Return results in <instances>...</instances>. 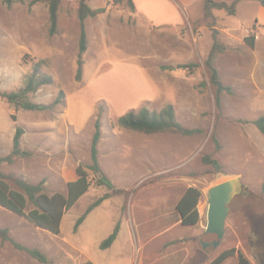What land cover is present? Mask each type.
<instances>
[{"label": "rangeland", "instance_id": "1", "mask_svg": "<svg viewBox=\"0 0 264 264\" xmlns=\"http://www.w3.org/2000/svg\"><path fill=\"white\" fill-rule=\"evenodd\" d=\"M79 1H62L58 32L50 35L48 4L30 6L24 0L8 8L0 0V158L11 153L17 128L24 131L22 148L31 153L2 163L0 170L31 184L44 181L48 195L66 194L67 184L77 178L76 168L91 163L100 117L98 158L114 189L93 185L65 213L58 235L0 205V229L48 260L41 263L0 236V264H210L231 248L264 264V135L252 123L258 111L245 108L231 85L237 77L231 69L234 59L241 66L244 60L243 48L231 42V25L241 27V21L245 27L251 11L241 7L235 17L215 10L223 16L214 15L213 20L203 15L192 27L155 28L125 4L86 0L92 9L107 10L86 19L88 49L78 77ZM212 29L226 47L215 67L232 89L221 95L220 108L205 67ZM246 30L243 36L251 38ZM39 61L52 82L30 98L50 107L16 111L2 94L19 90ZM191 63L196 66L177 67ZM238 73L243 76L242 70ZM168 104L182 125L201 132L147 135L118 125V118L131 109L161 110ZM204 156L217 160L220 171L205 163ZM234 177L241 185L219 239L207 232L209 189ZM189 187L202 191L196 226H184L176 210ZM106 194L110 197L75 230L88 207ZM118 222L117 239L102 250L101 243ZM237 258L226 264H237Z\"/></svg>", "mask_w": 264, "mask_h": 264}, {"label": "trees", "instance_id": "2", "mask_svg": "<svg viewBox=\"0 0 264 264\" xmlns=\"http://www.w3.org/2000/svg\"><path fill=\"white\" fill-rule=\"evenodd\" d=\"M24 0H3L4 4L11 8L18 2ZM63 0H30L29 5L33 6L38 3H46L49 6L50 15V35L58 32L59 10ZM243 0H233L231 3H226L216 0H205L203 5V13L205 18L215 20L214 11L223 10L228 15H236L237 5ZM257 1L264 6V0H249ZM114 4H125L131 11L135 12L136 7L133 0H114ZM79 20H80V38H79V59H78V77L82 73L83 54L88 49V35L86 30V19L95 17L106 12L107 8L92 9L86 4V0L79 1ZM214 26V25H213ZM213 46L205 61V67L209 74L210 83L215 87V100L217 107H221V95L224 92H232L229 86H225L221 80L220 73L215 67V63L219 56L226 50L225 45L219 39V32L212 29ZM245 42L254 46V38H245ZM43 61L35 63L31 73L24 77V85L17 91L3 93L8 102L13 105L16 111H43L48 109L49 105L38 104L31 100L30 95L36 92L41 86L50 84L52 77L46 75L43 70ZM196 64H181L178 68H191ZM12 119L16 121V115H12ZM252 123L264 135V116H259ZM118 125L122 128L135 132L151 135L165 132L179 133L185 136L200 133L201 129H191L185 127L177 119L175 108L172 104L164 106L161 110H150L147 106H142L140 109H131L118 118ZM24 131L22 128H17L13 139V148L8 156L0 158V166L4 162L13 163L17 157H28L31 155L29 151L22 148L21 139ZM101 121L98 117L95 121V131L91 143V163L79 165L76 168L77 178L67 184V193L57 192L53 195H48L44 190V181L39 184H31L22 177L16 175H6L0 170V205L11 212L26 216L35 226L46 230L52 234L58 235L61 232L62 219L76 203L84 196L89 189L95 185L96 187L106 186L109 189H114L113 184L104 175L98 158V145L101 140ZM217 142L216 136H213ZM204 162L213 165L218 171L221 166L219 162L211 156H204ZM8 181H12L18 189H12ZM94 181V182H93ZM110 197L109 194L99 198L94 202L85 213L77 220L75 230L83 223L87 215L104 200ZM202 197V191L197 187H189L184 195L179 200L176 210L179 215V220L184 226H196L200 221L199 204ZM32 206L30 210L28 208ZM120 231V222H118L113 232L101 243L100 248L105 250L109 248L117 239ZM0 236L3 241H10L17 249L27 252L31 257L41 263H47V257L38 249L27 248L8 235L6 229H0ZM237 255L239 264H252L250 260L239 250L231 248L223 251L210 264H223L227 259ZM84 264H94L87 261Z\"/></svg>", "mask_w": 264, "mask_h": 264}, {"label": "crops", "instance_id": "3", "mask_svg": "<svg viewBox=\"0 0 264 264\" xmlns=\"http://www.w3.org/2000/svg\"><path fill=\"white\" fill-rule=\"evenodd\" d=\"M136 7V14L145 18V20L155 28H163L168 26L183 27L191 26L203 18V5L205 0H133ZM230 3L233 0H216ZM247 8L251 11L249 20L246 21V26L240 22V26L231 25V42L233 46L239 43V46L244 50V60L242 66L237 58L231 65V69L237 73L231 83L234 89L242 97L243 106L258 111L257 116H264V6L257 1L243 0L238 3L236 15L239 16L240 8ZM95 9V8H94ZM215 16H220L222 12H214ZM252 28L258 35L254 39V46H250L245 42L243 30ZM242 36V39H241ZM238 41V42H234ZM188 45L192 47V42ZM199 47V48H198ZM199 50V55L202 56L200 46L195 47ZM198 55V56H199ZM243 71V76H239V71ZM240 87V88H239ZM76 180V179H75ZM74 181V180H73ZM230 259V258H229ZM227 259L223 264H226ZM252 264H256L250 259ZM238 261V258H237ZM232 264V263H231ZM239 264V262H237Z\"/></svg>", "mask_w": 264, "mask_h": 264}, {"label": "water", "instance_id": "4", "mask_svg": "<svg viewBox=\"0 0 264 264\" xmlns=\"http://www.w3.org/2000/svg\"><path fill=\"white\" fill-rule=\"evenodd\" d=\"M240 185L239 177H234L209 189L207 232L215 233L219 239L224 235L230 204Z\"/></svg>", "mask_w": 264, "mask_h": 264}, {"label": "built area", "instance_id": "5", "mask_svg": "<svg viewBox=\"0 0 264 264\" xmlns=\"http://www.w3.org/2000/svg\"><path fill=\"white\" fill-rule=\"evenodd\" d=\"M246 32L249 34L252 33L251 37H254V38L258 37V35L255 33V31L252 28L247 29Z\"/></svg>", "mask_w": 264, "mask_h": 264}]
</instances>
